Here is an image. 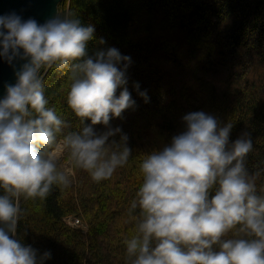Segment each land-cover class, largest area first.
Here are the masks:
<instances>
[{"label":"clouds","instance_id":"9594fccd","mask_svg":"<svg viewBox=\"0 0 264 264\" xmlns=\"http://www.w3.org/2000/svg\"><path fill=\"white\" fill-rule=\"evenodd\" d=\"M94 33V25L72 15L44 23L0 15V58L19 63L15 83L0 97V264L51 259V251L18 238L19 202L44 200L70 183L51 151L69 124L49 107L42 70L70 66L67 104L81 127L63 135V147L75 167L101 182L132 154L128 135L110 124L135 105L127 87L131 57L115 47L89 55ZM139 94L147 102V92ZM182 122L140 163L142 183L128 209L135 221L125 240L128 264H264V194L257 189L260 172L247 167L251 133L232 141L234 124L203 110Z\"/></svg>","mask_w":264,"mask_h":264},{"label":"trees","instance_id":"16d2710c","mask_svg":"<svg viewBox=\"0 0 264 264\" xmlns=\"http://www.w3.org/2000/svg\"><path fill=\"white\" fill-rule=\"evenodd\" d=\"M68 2L69 15L95 27L89 55L115 47L131 57L127 87L135 105L110 124L128 135L132 154L108 180L95 182L72 162L74 182L54 187L44 200L21 198L23 243L51 251L46 264H128L125 240L135 228L128 209L142 183L140 163L183 129L191 111L231 121L232 141L251 133L247 167L260 172L264 194V0H63L61 7ZM43 72L49 107L69 124L53 151L81 125L67 104L70 66ZM67 216L87 230L68 226Z\"/></svg>","mask_w":264,"mask_h":264},{"label":"water","instance_id":"95a60500","mask_svg":"<svg viewBox=\"0 0 264 264\" xmlns=\"http://www.w3.org/2000/svg\"><path fill=\"white\" fill-rule=\"evenodd\" d=\"M63 0H0V15L16 12L24 20L34 18L39 23H44L49 18L59 14ZM15 66L9 65L0 58V97L5 94V85L15 83Z\"/></svg>","mask_w":264,"mask_h":264},{"label":"rangeland","instance_id":"374dc122","mask_svg":"<svg viewBox=\"0 0 264 264\" xmlns=\"http://www.w3.org/2000/svg\"><path fill=\"white\" fill-rule=\"evenodd\" d=\"M59 14L62 16L69 15V2L65 9L62 7L59 8ZM42 73H44L43 70ZM52 152L58 157L59 166L66 171L67 175L69 176L70 183L74 182L75 172L73 170L72 161L69 159L67 160V150L63 147V141H61L56 149H54ZM65 223L73 228L82 229L84 231L87 230V225L81 219H78L74 216H67L65 218Z\"/></svg>","mask_w":264,"mask_h":264},{"label":"bare ground","instance_id":"6f19581e","mask_svg":"<svg viewBox=\"0 0 264 264\" xmlns=\"http://www.w3.org/2000/svg\"><path fill=\"white\" fill-rule=\"evenodd\" d=\"M62 3H63V1H62Z\"/></svg>","mask_w":264,"mask_h":264}]
</instances>
